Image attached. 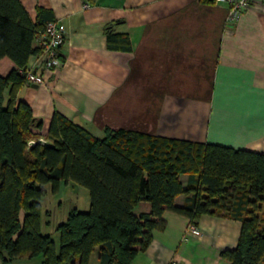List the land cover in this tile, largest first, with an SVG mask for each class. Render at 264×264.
Returning a JSON list of instances; mask_svg holds the SVG:
<instances>
[{"label": "crops", "instance_id": "0c3cea01", "mask_svg": "<svg viewBox=\"0 0 264 264\" xmlns=\"http://www.w3.org/2000/svg\"><path fill=\"white\" fill-rule=\"evenodd\" d=\"M20 2L32 21L42 9L48 12L42 20L58 21L64 32L61 64L50 72L30 56L27 66L43 84H23L17 92L42 123L32 129L35 139L46 138L57 112L96 138L106 128L125 129L264 153V0H251L234 22H227L225 4L202 0ZM110 25L126 35L129 50L107 47ZM14 68L0 59V76ZM188 178L180 175L183 187ZM184 200L180 194L174 202ZM150 212L147 201L133 210ZM162 219L165 228L152 231L132 264H230L220 253L237 245L240 221L202 214L195 236L186 234L188 217L165 211Z\"/></svg>", "mask_w": 264, "mask_h": 264}, {"label": "trees", "instance_id": "16d2710c", "mask_svg": "<svg viewBox=\"0 0 264 264\" xmlns=\"http://www.w3.org/2000/svg\"><path fill=\"white\" fill-rule=\"evenodd\" d=\"M44 13L38 9L32 21L20 0H0V59L15 65L0 76V257L41 254L43 264H89L98 249L99 264H132L171 211L194 224L202 214L240 221L237 245L221 256L230 264H264V153L125 129L106 128L96 138L57 112L45 138L49 145L28 144L38 139L32 129L42 123L17 92L24 84L20 71L41 52L34 40L52 21L42 20ZM105 34L109 49H130L126 35L111 25ZM182 174L189 175L185 187ZM70 181L87 190L89 206L72 208L56 226L57 249L51 235L41 233V200L47 186L56 193ZM180 194L185 200L177 206ZM140 201L150 203L149 214H133Z\"/></svg>", "mask_w": 264, "mask_h": 264}, {"label": "rangeland", "instance_id": "374dc122", "mask_svg": "<svg viewBox=\"0 0 264 264\" xmlns=\"http://www.w3.org/2000/svg\"><path fill=\"white\" fill-rule=\"evenodd\" d=\"M46 189L47 192L41 200V233L50 234L58 249L59 235L55 231L56 226L65 220L72 208L76 207L81 211L88 210L89 197L87 190L83 186L71 181L67 184L62 183L56 193H52L48 186ZM45 212H48V215ZM21 214L20 219L23 216V213ZM259 215L264 220V209ZM97 254L98 250L93 255L92 264H95ZM3 258L7 261H4ZM0 264H43V257L41 254H37L33 257L22 256L8 260L6 254H3L2 258L0 257Z\"/></svg>", "mask_w": 264, "mask_h": 264}, {"label": "built area", "instance_id": "2783aa9c", "mask_svg": "<svg viewBox=\"0 0 264 264\" xmlns=\"http://www.w3.org/2000/svg\"><path fill=\"white\" fill-rule=\"evenodd\" d=\"M214 4H225L227 6V22H234L240 14L247 9L251 0H212ZM36 44L41 48V52L34 55L41 59L44 69L53 72L60 64L61 58L59 50L64 42V32L58 21H49L35 38ZM20 73L24 74V84L42 85L43 78L37 74L32 66H26ZM188 235H200V229L194 223L186 229Z\"/></svg>", "mask_w": 264, "mask_h": 264}, {"label": "water", "instance_id": "95a60500", "mask_svg": "<svg viewBox=\"0 0 264 264\" xmlns=\"http://www.w3.org/2000/svg\"><path fill=\"white\" fill-rule=\"evenodd\" d=\"M36 143L43 144V145H49V141L44 138H39L37 140H31L29 141V145H34Z\"/></svg>", "mask_w": 264, "mask_h": 264}]
</instances>
